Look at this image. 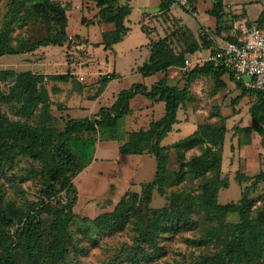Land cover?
<instances>
[{
    "label": "rangeland",
    "instance_id": "obj_1",
    "mask_svg": "<svg viewBox=\"0 0 264 264\" xmlns=\"http://www.w3.org/2000/svg\"><path fill=\"white\" fill-rule=\"evenodd\" d=\"M48 1L60 6L67 18V36L63 44L50 43L32 51L0 55V69L30 70L44 75L39 86L49 92L50 110L55 116L51 125L59 130L70 118H98L100 108L112 105L118 92L133 83L143 82L151 88L166 76L168 83L184 86L185 71L205 62L207 48L200 47L187 54L186 59L193 61L190 65H173L149 76H144L138 68L149 61L156 41L165 39L178 54L198 38L194 33L198 34L199 28L202 34L205 28L200 27L202 23L213 26L217 22L210 10L213 0H197V15L176 5L184 21L169 12L170 9H163L161 0H116L115 5L128 4L130 8L125 18L128 31L113 48L106 49L103 32L115 28L114 23L104 22L100 15L107 3L101 6L98 0ZM46 11L35 10L30 0H0V32L8 31L13 44L19 38L31 43L47 36L54 37L60 23L52 7ZM203 39L204 36L199 41ZM109 72L116 73V78L104 83L101 77ZM220 81L225 82L224 85ZM13 82L12 75L0 78V90L9 93ZM257 100V94L244 93L227 73L221 78L200 74L191 82L188 96L177 112L178 120L162 140L168 153V168L180 172L177 175L180 179L170 181L163 192L156 186L149 205L152 208L171 207L173 196L179 195L183 200L188 197L194 221L187 225L181 222L175 227H170L171 222H168L169 227L162 232L157 246L144 243L150 252L143 259L144 264H189L219 248L216 241L204 244L193 241L219 222L217 214L208 216L199 205L203 200V186L212 176L219 180V204H238L247 190L250 215L264 218V180L249 187L264 171V135L248 129L252 126L251 107ZM130 106V112L120 119L118 129L105 130L99 126L90 133L97 138L93 160L69 182L58 178V192L51 196L42 193L47 183L43 174L46 165L32 157L24 146L17 148L11 160L0 157V209L11 218V223L4 226L8 230L5 241L8 245L22 248L21 233L29 215L41 220L46 242L52 240L50 225L54 213L47 207L56 210L72 204L73 215L68 221L70 244L64 260L58 264L132 263V248L139 235L136 215L147 195L145 185L155 178L157 159L148 150L133 154L121 152L120 146L131 140L133 132L148 130L166 109L163 100L141 93L131 99ZM40 108L32 115L23 116L15 113L12 104L2 102L0 114L14 121L39 125ZM214 125L225 128L221 145L201 140L190 147H176L177 142L195 135L202 127ZM2 135L10 140L14 138L7 130ZM206 146L220 150L222 160L219 171L205 175L199 174L190 162L193 157L203 155ZM122 200L128 210L124 218L111 214L100 222L95 220L106 212H113ZM221 216L227 223L240 220V213L235 209ZM3 250L1 246L0 252Z\"/></svg>",
    "mask_w": 264,
    "mask_h": 264
},
{
    "label": "trees",
    "instance_id": "obj_2",
    "mask_svg": "<svg viewBox=\"0 0 264 264\" xmlns=\"http://www.w3.org/2000/svg\"><path fill=\"white\" fill-rule=\"evenodd\" d=\"M115 1L98 0L101 6L105 3L108 4L100 10L102 20L115 25L114 29L103 32L106 49L113 48L115 43L121 41L128 31L125 18L130 13V8L128 4L115 5ZM191 1L195 5L197 0ZM30 2H32V7L38 11L47 12L46 10L52 7L54 17L60 23L57 35L54 37L47 36L31 43L24 38H19L17 43L13 44L9 32L2 31L0 32V55L32 51L50 43L61 45L66 39L68 21L61 7L48 0H30ZM171 5H173L172 0H161L160 2V6L165 10H168ZM223 6V0H215L210 8L217 17L219 25L223 17ZM256 23L264 26V11ZM216 29L219 31V26ZM236 38L231 36L226 39L236 40ZM201 39L202 36H200ZM205 43H208L206 39L199 41L194 38L189 48L177 54L165 39L156 41L149 61L139 66L138 70L144 76H149L166 71L173 65H185L187 54L195 52ZM200 74L215 75L221 78L226 74V70L216 68L212 62L205 61L185 71L186 84L184 86L168 83L166 76L159 79L151 88L143 82L133 83L129 88L121 89L118 92L112 105L101 107L98 118H70L65 127L59 130L51 125L55 116L50 110L49 92L45 87L39 86L44 75L30 70L17 72L12 69H0V78L14 76V82L9 93L0 90V104L2 102L12 104L15 113L23 116L32 115L39 106L41 107L39 125L14 121L0 114V136L3 131L6 132L7 130L14 137L13 140H10L5 135L1 136L0 157L11 160L17 148L24 146L32 157L39 159L46 165L43 174L47 177V183L42 188V193L45 196H51L58 192L56 186L58 178H63L64 182H69L77 171L93 160L97 138L90 133L95 132L99 126L105 130L112 127L118 129L120 119L131 110V99L138 93L149 98L163 100L166 109L164 115L154 121L148 130L133 132L131 140L120 146L121 152L133 154H141L148 150L157 159L155 178L145 185L144 192L147 195L144 201L141 200L138 216L136 215L139 235L136 239L137 244L132 248L131 264H144L143 259L147 258L150 253L144 243L150 242L157 246L158 239L163 237L162 232L169 227L168 222H171L170 227H175L181 222L187 225V223L190 224L189 222L194 221V214L189 207L190 203H187L188 197L183 200L179 195L173 196L171 207L152 208L149 203L152 191L156 186L159 191L163 192L170 181L180 179L177 178L180 172H172L168 168V153L162 144V140L177 122V112L188 96L190 84ZM60 76L63 77V75ZM114 78H116V73L109 72L102 75L101 81L107 83ZM230 78L235 81L233 76ZM224 83L220 81L221 85ZM237 84L242 87L244 93L254 92L257 94L258 100L251 107L252 126L248 129H255L264 135V95L247 89L240 82ZM224 137V126H205L198 130L195 135L177 142L176 147L181 148L184 145L190 147L201 140L204 142L207 140L214 146H218L221 145ZM212 146H206L203 155L193 157L190 162L193 168L198 169L199 174L206 175L208 172L220 170L222 154L220 150L214 149ZM261 180H264V171L257 175L249 187H255ZM218 181V178L213 176L208 179V182L203 186V200L199 205L207 211L208 216L212 217L213 214H217L219 222L211 226L203 237L193 241L198 244L216 241L220 246L212 253L203 255L189 264H264V218H256L250 215L247 190L244 192L240 203L219 204L217 202ZM134 195L137 197L139 194ZM123 204L124 200L118 204L119 206L113 212H106L95 220L100 222L111 214L119 216V219L124 218L128 210ZM72 207V204L56 210L47 207L48 211L54 213L50 225L53 239L48 242L45 240L46 230L43 228L41 220L37 219L36 215H29L22 229L24 244L20 249H14L5 242L9 235L4 226L11 223V218L0 209V247H4V250L0 252V264H58L60 260L63 261L70 244L68 221L73 215ZM230 209L239 211V221L227 223L223 220L221 215Z\"/></svg>",
    "mask_w": 264,
    "mask_h": 264
},
{
    "label": "built area",
    "instance_id": "obj_3",
    "mask_svg": "<svg viewBox=\"0 0 264 264\" xmlns=\"http://www.w3.org/2000/svg\"><path fill=\"white\" fill-rule=\"evenodd\" d=\"M178 5L197 15L195 5L191 0H172ZM201 36L208 43V55L205 61H210L216 68L226 70L233 76L235 82H240L247 89L264 95V26L252 24L236 40L220 39L211 29L205 27ZM204 40V39H203ZM187 65L193 63L189 58Z\"/></svg>",
    "mask_w": 264,
    "mask_h": 264
},
{
    "label": "crops",
    "instance_id": "obj_4",
    "mask_svg": "<svg viewBox=\"0 0 264 264\" xmlns=\"http://www.w3.org/2000/svg\"><path fill=\"white\" fill-rule=\"evenodd\" d=\"M214 0L212 1L213 5ZM223 17L220 25L218 21L215 25L210 26L202 23L200 27H208L213 30L214 33L218 35L220 39H225L229 37H237L243 33L248 27L256 23L262 12L264 11V0H223ZM176 5H171L169 9L174 12L182 21L183 17L180 16V12L176 10ZM197 11V9H196ZM198 14V12H197ZM181 21V22H182ZM188 25V24H187ZM219 26V31L217 27ZM189 27V26H188ZM216 27V28H215ZM201 28L198 29V34L194 33L195 37L200 40ZM220 33L221 35H219Z\"/></svg>",
    "mask_w": 264,
    "mask_h": 264
}]
</instances>
